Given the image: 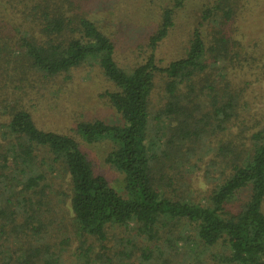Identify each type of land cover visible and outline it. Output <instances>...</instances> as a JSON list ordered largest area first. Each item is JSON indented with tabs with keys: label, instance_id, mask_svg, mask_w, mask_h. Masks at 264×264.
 I'll return each mask as SVG.
<instances>
[{
	"label": "trees",
	"instance_id": "trees-1",
	"mask_svg": "<svg viewBox=\"0 0 264 264\" xmlns=\"http://www.w3.org/2000/svg\"><path fill=\"white\" fill-rule=\"evenodd\" d=\"M83 1L19 0L25 33L18 51L12 52L11 37H6L9 46L0 34V264H64L71 241L63 235L65 225H57L60 213L48 190V168V174L58 169L69 178L73 228L84 239L82 264H113L107 254L109 230L132 225L142 240L157 247L144 250L139 264H158L163 259L158 252L180 241L194 248L222 246L221 264H264V121L253 122L245 113L252 84L263 75L257 70L264 68V38L253 45L242 39L240 23L251 12L250 0L205 3L186 53L163 67L156 53L175 25L177 0L163 11L144 63L129 71L117 63L110 37L83 12ZM85 65L97 66L115 85L108 98L123 124L81 122L77 133L87 144H112L107 163L124 175L125 195L95 173L75 138L40 129L23 105L7 102L12 78L16 83L33 73L55 78ZM157 74L165 76L168 96L165 107L152 115ZM242 74L238 87L232 79ZM152 120L165 122L163 145L148 138ZM235 128L245 136V150L235 153L221 146L220 160L212 161L226 170H220L221 183L205 203L172 196L161 165L184 167L193 147L192 155L208 147V139ZM245 193L247 199L234 206ZM187 232L194 233L193 241ZM159 264L169 263L163 259Z\"/></svg>",
	"mask_w": 264,
	"mask_h": 264
},
{
	"label": "rangeland",
	"instance_id": "rangeland-1",
	"mask_svg": "<svg viewBox=\"0 0 264 264\" xmlns=\"http://www.w3.org/2000/svg\"><path fill=\"white\" fill-rule=\"evenodd\" d=\"M178 1L181 6L176 9L175 25L169 36L159 45L156 53L158 64L163 67L184 56L191 33L200 22L201 8L205 3L212 2V0ZM178 1L84 0L82 10L110 37L116 47L115 58L117 63L129 71L144 63L149 55V38L158 29L163 11L167 8H173ZM250 6L251 12L240 23V28L242 29V39L246 40L249 45L250 43L253 45L258 38H264V0H250L248 9ZM22 8L23 6L19 5V0H0V16L2 15L0 17V34L9 46L10 43L6 37H11L12 52L18 51L17 41L21 34L25 33V28L22 27L24 20ZM257 71H261L264 75L263 65ZM263 75H261L260 81L255 80L256 83L252 84L253 94L246 100L249 106L245 108V113H249L248 116L254 119L253 122H256L255 118L258 121H264ZM243 76L242 74V76H235L232 79L236 86H243ZM16 81L17 83L13 78L8 81L11 91L8 94L7 102L23 105L31 113L40 129L75 138L81 150L92 163L95 173L106 177L113 188L121 195H125L124 175L107 163L108 155L113 149L112 144L109 141L87 144L77 133V125L81 122L100 120L110 125L123 124L120 114L112 107L108 98V94L115 92L116 87L102 75L101 70L97 66L85 65L69 74L55 78L33 73L24 75L23 82H19L18 79ZM166 82L165 76L161 74H157L154 79L155 87L150 97L152 115L163 109L167 103ZM16 84L18 88H16ZM1 108L0 110H3ZM164 123L152 120L151 134L148 137L149 139L151 137L159 139L158 141L162 145L165 144L166 138L163 129ZM252 125L253 123H249L247 126L252 127ZM240 126L244 125L240 124ZM262 127L264 128V124ZM244 137L240 134V130L235 128L231 134H222L219 137L208 139L207 146H212V151H209L210 148L208 147L200 146L197 153L192 155L191 151L196 146L193 147L190 150V161L184 167H176L174 163H163L161 171L169 178L165 182L170 183L171 195L205 203V197L215 186L221 183L223 177L221 171L226 170L224 165L212 160L219 158L221 146L224 148L228 146L235 153L243 152L245 148L241 141ZM186 149L184 148L183 152ZM217 160L219 161L220 158ZM48 170L50 169H46L47 178L50 180L48 190L52 192L53 196H56V207L60 213V220L57 225L61 223L65 225L66 231L63 235L70 238L71 241L70 248H67L64 254L63 263L82 264L79 248L84 239L78 229L73 228L75 221L70 211L69 178L63 172H59L58 169L49 174ZM207 172L209 173L208 177L205 175ZM246 199L247 194L245 193L236 199L234 206L238 207ZM185 234H191V240H194L193 232ZM109 235L108 247L110 251L107 254L111 257L113 264H123V262L125 264H139L144 250L153 251L157 249L156 246L154 247L151 243L142 240L133 225L126 229L111 228ZM194 247L195 245L193 246L192 243L185 244L184 241L174 242L171 245L166 244L164 249L158 252L162 253L159 258L167 260L169 264H221L218 258L223 256L225 252L222 246L218 245L213 249ZM99 250L100 247H97L96 251ZM115 253L119 255L127 253L130 258L124 260L121 256L114 255ZM94 262V264H104L106 261ZM154 262H158V259H155Z\"/></svg>",
	"mask_w": 264,
	"mask_h": 264
}]
</instances>
